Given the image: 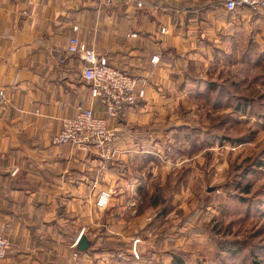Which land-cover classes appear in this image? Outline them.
Listing matches in <instances>:
<instances>
[{
  "label": "crops",
  "instance_id": "0c3cea01",
  "mask_svg": "<svg viewBox=\"0 0 264 264\" xmlns=\"http://www.w3.org/2000/svg\"><path fill=\"white\" fill-rule=\"evenodd\" d=\"M142 1L138 8L124 0L108 6L100 0H0V87L9 100L0 113V234L12 250L3 264H68L66 219L78 218L76 204L89 201L104 166L92 149L51 144L62 120L92 102L81 61L65 51L69 37L147 81L145 98L108 120L118 128V145L133 144L129 127L164 104V90L176 89L191 62L214 51L230 54V42L239 37L250 38L259 52L264 45V19L246 7L229 11L224 0Z\"/></svg>",
  "mask_w": 264,
  "mask_h": 264
},
{
  "label": "rangeland",
  "instance_id": "374dc122",
  "mask_svg": "<svg viewBox=\"0 0 264 264\" xmlns=\"http://www.w3.org/2000/svg\"><path fill=\"white\" fill-rule=\"evenodd\" d=\"M249 39L191 62L164 104L129 127L133 144L118 145L117 127L102 149L63 144L104 164L66 219L68 264H264V45ZM80 235L87 250L75 247ZM0 236L3 264L12 250Z\"/></svg>",
  "mask_w": 264,
  "mask_h": 264
},
{
  "label": "built area",
  "instance_id": "2783aa9c",
  "mask_svg": "<svg viewBox=\"0 0 264 264\" xmlns=\"http://www.w3.org/2000/svg\"><path fill=\"white\" fill-rule=\"evenodd\" d=\"M114 0H100L103 5H111ZM126 3H135L138 8L143 7L142 0H124ZM224 7L233 11L246 7L255 14L264 16V0H224ZM72 29L76 31L77 26ZM160 33H166L164 27ZM134 38L136 33L127 34ZM65 51L78 58L82 63L81 77L89 88L90 97L97 104V111L101 110L104 118L95 114L93 107H78L71 118L63 119L61 128L52 137L51 142L57 145L71 144L79 147L102 149L105 145L114 144L115 127L106 124L105 119L116 118L127 107L137 104L145 97L146 79L138 78L111 65L105 55L98 53L92 46H87L76 35L67 40ZM59 62L63 59L59 58ZM158 61L156 55L151 57L154 64ZM9 107V100L4 88L0 87V113ZM108 193L101 191L98 202L105 205ZM9 243L0 236V259L4 258Z\"/></svg>",
  "mask_w": 264,
  "mask_h": 264
},
{
  "label": "water",
  "instance_id": "95a60500",
  "mask_svg": "<svg viewBox=\"0 0 264 264\" xmlns=\"http://www.w3.org/2000/svg\"><path fill=\"white\" fill-rule=\"evenodd\" d=\"M90 246V240L85 235H80L76 241V249L78 251L87 250Z\"/></svg>",
  "mask_w": 264,
  "mask_h": 264
},
{
  "label": "trees",
  "instance_id": "16d2710c",
  "mask_svg": "<svg viewBox=\"0 0 264 264\" xmlns=\"http://www.w3.org/2000/svg\"><path fill=\"white\" fill-rule=\"evenodd\" d=\"M239 106V105H238Z\"/></svg>",
  "mask_w": 264,
  "mask_h": 264
}]
</instances>
